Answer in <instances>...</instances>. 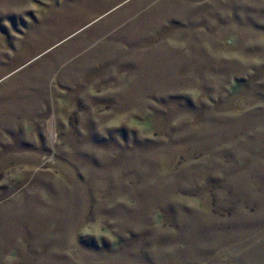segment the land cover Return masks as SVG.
<instances>
[{
	"label": "rangeland",
	"instance_id": "rangeland-1",
	"mask_svg": "<svg viewBox=\"0 0 264 264\" xmlns=\"http://www.w3.org/2000/svg\"><path fill=\"white\" fill-rule=\"evenodd\" d=\"M0 264H264V0H0Z\"/></svg>",
	"mask_w": 264,
	"mask_h": 264
}]
</instances>
